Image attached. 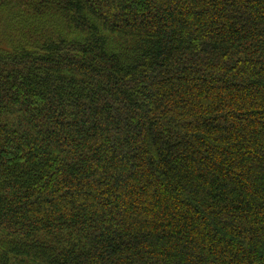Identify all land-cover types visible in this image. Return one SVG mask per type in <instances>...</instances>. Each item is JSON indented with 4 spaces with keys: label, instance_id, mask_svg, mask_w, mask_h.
Returning a JSON list of instances; mask_svg holds the SVG:
<instances>
[{
    "label": "trees",
    "instance_id": "1",
    "mask_svg": "<svg viewBox=\"0 0 264 264\" xmlns=\"http://www.w3.org/2000/svg\"><path fill=\"white\" fill-rule=\"evenodd\" d=\"M0 264H264V0H0Z\"/></svg>",
    "mask_w": 264,
    "mask_h": 264
}]
</instances>
